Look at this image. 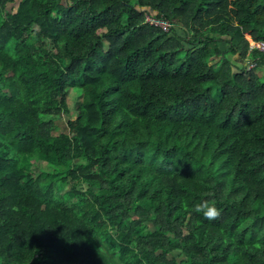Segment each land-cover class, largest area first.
Returning a JSON list of instances; mask_svg holds the SVG:
<instances>
[{
    "label": "trees",
    "instance_id": "1",
    "mask_svg": "<svg viewBox=\"0 0 264 264\" xmlns=\"http://www.w3.org/2000/svg\"><path fill=\"white\" fill-rule=\"evenodd\" d=\"M251 41L264 0H0V264H264Z\"/></svg>",
    "mask_w": 264,
    "mask_h": 264
},
{
    "label": "clouds",
    "instance_id": "2",
    "mask_svg": "<svg viewBox=\"0 0 264 264\" xmlns=\"http://www.w3.org/2000/svg\"><path fill=\"white\" fill-rule=\"evenodd\" d=\"M195 211L202 213L208 220H215L220 216V211L216 209L214 205H209L207 203L196 205Z\"/></svg>",
    "mask_w": 264,
    "mask_h": 264
},
{
    "label": "built area",
    "instance_id": "3",
    "mask_svg": "<svg viewBox=\"0 0 264 264\" xmlns=\"http://www.w3.org/2000/svg\"><path fill=\"white\" fill-rule=\"evenodd\" d=\"M145 20L148 21L151 24L159 25L165 30H167L168 27L170 26V24L165 22V21H161V20H158V19H153V18H150V17H146ZM250 47L251 48H258L259 50L264 51V43H262V42L256 43V42L251 41L250 42ZM250 66H252V65H250Z\"/></svg>",
    "mask_w": 264,
    "mask_h": 264
},
{
    "label": "rangeland",
    "instance_id": "4",
    "mask_svg": "<svg viewBox=\"0 0 264 264\" xmlns=\"http://www.w3.org/2000/svg\"><path fill=\"white\" fill-rule=\"evenodd\" d=\"M15 7H16V5H11V4H9L7 6L8 9H14ZM258 72H259L260 75H264V65L263 66H260V69L258 70ZM212 96H213V98L215 100H218L219 99V94L216 91H213ZM58 125H59V127H57L56 132H64L65 129L62 127L63 124L58 123Z\"/></svg>",
    "mask_w": 264,
    "mask_h": 264
}]
</instances>
